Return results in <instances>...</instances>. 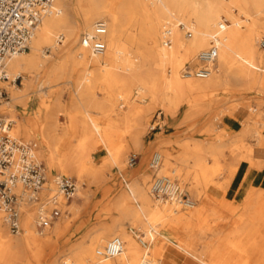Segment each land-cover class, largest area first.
Returning a JSON list of instances; mask_svg holds the SVG:
<instances>
[{
	"label": "rangeland",
	"instance_id": "1",
	"mask_svg": "<svg viewBox=\"0 0 264 264\" xmlns=\"http://www.w3.org/2000/svg\"><path fill=\"white\" fill-rule=\"evenodd\" d=\"M56 5L62 7L58 2ZM179 28L186 33L187 28ZM258 44L260 48L264 46V30ZM29 51L30 47L23 54L27 55ZM46 53L51 54L52 49L47 48ZM193 66L187 64L185 69ZM104 79V74L93 77L91 74L82 76L77 73H61L56 77H49L43 73L27 91L23 77L18 78L16 83L11 79H0V89L5 88L9 94L7 99L0 100V104L11 102L15 106V114L20 118V113L25 108L22 103L13 100L15 94L11 82L17 86V90L25 89L18 94L31 92L20 133L15 132L18 122L14 120V114L0 111V116L13 120L11 134L14 137L38 143L37 154L45 165L47 189L54 190L53 178L56 175L76 178L79 183L76 196L69 202H64L65 212L54 221L62 224V230L50 231L51 225L41 233L33 220L35 227L32 235L37 244L29 246L24 241L21 242L11 252L9 264H54L57 260L66 261L71 256L70 251L75 243H89L100 227L111 223L115 218L140 244L139 238L145 236L142 222L138 218L127 217L118 208H123L125 213L133 208L140 210L136 187L140 189L144 186L148 191L151 186L153 176L157 173L150 167V162L156 151L163 155L159 173L172 177L196 201L199 211L185 227H171L163 231L166 238L161 237L164 242L162 254L151 264H204L198 258L204 252L212 264L231 260L234 264H242L243 257L239 252L246 259L245 264H259L264 257V202L261 206L260 202L254 204L244 218L237 213L240 204L230 202L226 217L224 212L210 206L207 191L209 187L197 182L195 175L200 167L195 166V161L197 157L203 159L201 155L204 146L212 145L215 151H219L218 154L214 153L215 156H209L206 162L212 167L218 164V168H212L215 171L209 178V184L222 188L225 184H231L234 177L230 181L228 177L233 166H248L247 174L251 170L264 172V161L262 164L256 158H264V146L251 135L252 129H263L260 123L264 122V91L258 86L248 87V79H231L223 87L196 94L192 107L183 105L175 114L165 111L160 105L151 104L146 97L136 103L142 108L150 106L148 109L152 110L148 111L146 108L145 111L149 113H143L145 134L139 144L132 138L135 121V115L132 114H135L136 109L121 97L116 87L106 95L107 86L102 85L89 99L81 90L76 92L80 81ZM137 92L142 93L141 90H134L133 95L137 96ZM169 105L173 107L174 103ZM160 112L162 113L158 116ZM158 123L155 129H151L153 124ZM104 129L110 131L109 137L105 136ZM244 132V140L235 139L237 133ZM196 144L203 148L194 155L191 151ZM253 149L256 157L252 154ZM117 153L122 154L123 162L120 164L114 160ZM132 155L137 156V164L133 167L129 165ZM48 158L51 164L47 163ZM263 180V176H260L255 182H264ZM140 182L144 184L139 185ZM42 190L37 193L40 199L50 193ZM152 198L156 200L155 196ZM37 204L34 202L27 205L28 212L34 218ZM174 207L178 214L192 209L178 205ZM259 217L263 219L257 225L254 221ZM146 218V214L141 212L140 219L145 221ZM194 224L195 229L192 230L191 226ZM4 225L13 240L22 237V232L12 233L5 221ZM230 225V233L226 238H214L213 242L210 241L212 233L215 234L222 228L225 231V226ZM232 238H237L246 245L250 254L235 247L236 250L233 249L228 242ZM221 251H230L232 256H221Z\"/></svg>",
	"mask_w": 264,
	"mask_h": 264
},
{
	"label": "bare ground",
	"instance_id": "2",
	"mask_svg": "<svg viewBox=\"0 0 264 264\" xmlns=\"http://www.w3.org/2000/svg\"><path fill=\"white\" fill-rule=\"evenodd\" d=\"M57 2L62 7H57L55 12L42 16L33 32L29 53L27 55L17 53L5 57L3 69L12 81L23 77L26 91L43 73L48 74L49 77H56L61 73H77L82 76L91 74L93 77L104 74L103 81H80L76 92L81 90L89 99L102 85L107 86L106 95L116 87L121 97L136 109L135 114H132L135 115L132 138L136 143L141 144L145 134L143 113H149L146 112L147 110L152 111L148 109L150 106L146 107V110L136 104L146 97L151 104L160 105L165 111L175 114L183 105L192 107L196 94L223 87L231 79L239 81L248 79V87L258 86L264 91V46L260 48L258 44L264 30V0H56ZM99 20L107 23L106 49L102 53H92L82 46L81 38L91 32L94 24ZM223 20L230 22L220 35L219 53L214 64L216 69L214 67L213 73L207 78L185 75V66L198 63V54L209 48L212 34ZM179 22L193 31L192 37H188L180 30ZM168 23L172 29V44L169 45L163 39L164 28ZM61 35L63 39L60 41ZM47 48L52 49L51 54L46 53ZM11 84L15 94L13 100L22 103L25 110L20 113V118L15 114V106L8 101L6 104H0V111L14 114V120L18 122L15 132L20 133L23 126L22 119L27 115L31 92L18 94L25 89L17 90L15 88L17 86L13 82ZM134 90H141L142 93L137 92V96H134ZM170 103H174V106L171 107ZM260 127L263 129H252L251 135L264 146V122L260 123ZM104 134L109 137L110 131L104 129ZM245 135V132L237 133L235 139L242 141ZM202 148L196 144L191 152L197 155V151H202ZM214 153L218 154L219 151H215L212 145L204 146L201 155L203 159L197 157L195 161V166L200 167V171L195 175L197 182L203 183L206 188L211 184L209 178L215 171L213 169L218 168V164L212 167L206 162L209 156H215ZM252 154L255 156V149ZM162 156L158 151L153 155L160 162L155 173L160 177H167L170 180L171 190L174 191L178 185L176 181L166 174L159 173ZM256 158L263 164L264 158ZM48 159L47 163L51 164L50 158ZM114 160L119 164L123 162L122 154H115ZM233 167L229 170V181L239 169ZM60 172H63V169H60ZM57 176L61 175L54 176L53 181ZM246 176L247 172L244 178H247ZM143 184L144 182H140L139 185ZM136 189L140 210L146 214V220L140 219L141 212L136 208L126 213L123 212V208L118 210L127 217L138 218L142 222L145 236L139 238L140 244L115 218L111 223L100 227L89 243H75L70 251L71 256L66 261L57 260L53 263L151 264L158 255L162 254L164 242L161 237L166 238L163 231L171 227H185L192 222V217L199 211L198 206L195 205L196 201L194 202L188 194L186 207L192 209L178 214L174 207L177 205L176 202L170 199L152 198L154 197L152 186L148 191L144 186ZM180 189L184 191L182 187ZM43 190L53 191L46 186ZM15 191L21 195V204L24 203L20 205L22 211L20 233L22 232L23 235L16 241L10 237L4 225V214L0 211V264H9L11 252L18 248L21 242L24 241L29 246L37 244L32 235L35 227L33 220L36 222V217L34 218L27 210V205L35 202L31 199L33 195L20 184L16 186ZM262 198H264V189L250 191L238 207V215L241 218L246 217L254 204L260 202L261 206L264 202ZM62 228L61 223H54L50 231L56 232ZM191 229H195V224ZM117 237L125 242L124 252L113 258L100 257L99 251L104 250L107 243ZM228 242L238 250L250 254L247 246L237 238L229 239ZM199 255L201 262L212 264L207 256L202 253ZM259 264H264V257Z\"/></svg>",
	"mask_w": 264,
	"mask_h": 264
},
{
	"label": "built area",
	"instance_id": "3",
	"mask_svg": "<svg viewBox=\"0 0 264 264\" xmlns=\"http://www.w3.org/2000/svg\"><path fill=\"white\" fill-rule=\"evenodd\" d=\"M57 9L56 0H0V79L7 80L9 75L3 69L5 57L24 53L29 50V44L33 32L43 15L53 13ZM228 20H223L214 31L210 39L209 48L198 54V63L185 69V75L197 78H207L214 70V64L218 57L220 47V35L228 25ZM179 26L185 27L179 22ZM164 41L172 44V29L168 23L164 28ZM107 23L104 20L97 21L91 32L81 38L83 47L92 53H102L106 49L105 35ZM193 31L186 29V35L192 37ZM63 39V35L59 40ZM16 80H13L16 83ZM9 94L5 88L0 89V100L7 99ZM159 113L158 116L161 115ZM13 120L0 116V211L4 213L5 222L12 233L21 230V195L15 188L22 185L26 191L32 193V198L37 202L36 224L37 229L43 233L56 219L63 215L64 202L73 199L78 190L79 183L76 178L57 176L54 180L55 188L49 195L40 199L39 193L48 181L45 165L37 154L38 143L25 141L11 134ZM157 125H152L155 129ZM150 167L155 171L160 162L154 157ZM137 164V156L129 159L131 167ZM152 194L156 198L170 199L177 205L186 206L188 195L177 185L171 190L170 180L167 177L153 176ZM125 244L120 238L109 241L104 250L98 255L103 258H113L124 252Z\"/></svg>",
	"mask_w": 264,
	"mask_h": 264
},
{
	"label": "crops",
	"instance_id": "4",
	"mask_svg": "<svg viewBox=\"0 0 264 264\" xmlns=\"http://www.w3.org/2000/svg\"><path fill=\"white\" fill-rule=\"evenodd\" d=\"M246 171H248V166L243 167V164L239 167L237 173L235 174L234 178L232 179L231 184L227 185L225 184L224 187H219L215 185H210L209 188L207 189L209 197H210V206H214L219 210V212H224L225 216L227 217L228 215V204L230 202H233L234 204H241L246 195L250 193V191L254 189H264V182H255L256 180H259L260 176H263L264 179V172L260 173V170H251L247 174V178H245V181L242 184V181L245 177ZM227 175V174H225ZM248 179V180H247ZM253 179V180H252ZM264 181V180H263ZM245 189V190H244ZM263 217H259L258 220L254 221L257 225L261 224V220ZM230 226H225V231H223V228L219 231H216L215 234L212 233L210 236V241L213 242L214 238L215 239H222L226 238L227 235L230 233ZM228 230V231H227ZM224 236V237H223ZM215 246H218V243H215ZM232 246V245H231ZM204 247V246H202ZM210 248H212V244L210 243ZM233 249H235L232 246ZM236 250V249H235ZM211 250L208 252L210 254ZM239 252V251H238ZM206 254V252H204ZM233 254V253H232ZM240 256L243 257V262L242 264H245L246 259L244 258L243 254L240 253ZM219 255H229L232 256L230 251L225 252L221 251L219 252ZM226 260V259H225ZM231 260L230 262L228 261H221L218 264H234Z\"/></svg>",
	"mask_w": 264,
	"mask_h": 264
}]
</instances>
